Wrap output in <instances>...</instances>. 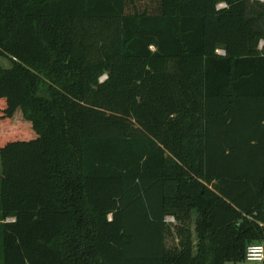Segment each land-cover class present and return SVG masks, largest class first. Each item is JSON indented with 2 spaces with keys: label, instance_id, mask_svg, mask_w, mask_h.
<instances>
[{
  "label": "trees",
  "instance_id": "1",
  "mask_svg": "<svg viewBox=\"0 0 264 264\" xmlns=\"http://www.w3.org/2000/svg\"><path fill=\"white\" fill-rule=\"evenodd\" d=\"M0 57V264L263 240L264 0H0Z\"/></svg>",
  "mask_w": 264,
  "mask_h": 264
},
{
  "label": "rangeland",
  "instance_id": "2",
  "mask_svg": "<svg viewBox=\"0 0 264 264\" xmlns=\"http://www.w3.org/2000/svg\"><path fill=\"white\" fill-rule=\"evenodd\" d=\"M10 66V62L5 59L0 57V68H8ZM1 156H0V177L2 176V168H1ZM167 223L170 225L171 232L174 233V227L178 224L173 218L167 217L166 219ZM192 229H194V226L190 225ZM178 243V239L176 238L175 234L169 235L166 237L165 244L168 248H171L173 246H176ZM225 264H252L246 261H238V262H227ZM259 264V263H257Z\"/></svg>",
  "mask_w": 264,
  "mask_h": 264
},
{
  "label": "built area",
  "instance_id": "3",
  "mask_svg": "<svg viewBox=\"0 0 264 264\" xmlns=\"http://www.w3.org/2000/svg\"><path fill=\"white\" fill-rule=\"evenodd\" d=\"M222 54V52L219 51ZM104 79V78H103ZM245 261L252 264H262L264 261V238L258 244H253L247 247L245 251Z\"/></svg>",
  "mask_w": 264,
  "mask_h": 264
},
{
  "label": "crops",
  "instance_id": "4",
  "mask_svg": "<svg viewBox=\"0 0 264 264\" xmlns=\"http://www.w3.org/2000/svg\"><path fill=\"white\" fill-rule=\"evenodd\" d=\"M1 168H2V165H1Z\"/></svg>",
  "mask_w": 264,
  "mask_h": 264
}]
</instances>
